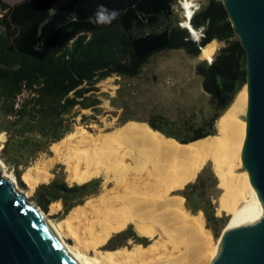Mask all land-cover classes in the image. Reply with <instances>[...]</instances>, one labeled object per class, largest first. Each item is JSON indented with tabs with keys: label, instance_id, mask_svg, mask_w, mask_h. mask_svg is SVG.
I'll use <instances>...</instances> for the list:
<instances>
[{
	"label": "trees",
	"instance_id": "trees-1",
	"mask_svg": "<svg viewBox=\"0 0 264 264\" xmlns=\"http://www.w3.org/2000/svg\"><path fill=\"white\" fill-rule=\"evenodd\" d=\"M56 1L0 0V130L6 133L5 163L13 159L25 163L48 142L61 139L63 120L73 105L95 103L84 93L93 90L98 79L112 73L135 76L148 58L161 51L200 56V49L213 40L223 44L209 61L202 58L193 64L211 114L182 135L151 120L146 123L184 144L217 136L214 121L246 84L244 51L222 0H204L192 11L188 22L200 30L197 38L178 22L174 0H65L52 8ZM100 6L116 13L109 23L97 22ZM88 183H41L34 197L41 207L61 197L70 207L67 200L85 193ZM186 186L187 192H179L186 207L200 210L205 227L216 236L222 218L214 214L209 199L200 204L198 184Z\"/></svg>",
	"mask_w": 264,
	"mask_h": 264
},
{
	"label": "bare ground",
	"instance_id": "bare-ground-1",
	"mask_svg": "<svg viewBox=\"0 0 264 264\" xmlns=\"http://www.w3.org/2000/svg\"><path fill=\"white\" fill-rule=\"evenodd\" d=\"M181 3L182 25L191 28L194 35L187 21L191 15L189 2ZM214 49L211 41L200 49L199 57L210 60ZM246 102L244 84L215 121L221 135L186 144L142 122H126L106 133H90L78 126L50 144L52 156L42 166L33 164L22 171L20 179L25 188L15 190L25 203L33 186L45 180L48 173L44 167L57 159L64 163L66 178L75 183L103 177L99 195L71 208L60 221H49L35 207L60 249L76 264H208L215 249L210 250L211 234L203 224L202 214L191 213L183 205L184 197L174 191L192 179L206 159L212 162L220 173L218 185L223 189L219 206L230 215L217 243L242 217L264 209L248 172L235 171L246 126L239 115L245 114ZM0 178L15 185L1 160ZM57 209L58 203L51 204L49 214ZM127 223L149 241L129 248H98L110 233Z\"/></svg>",
	"mask_w": 264,
	"mask_h": 264
},
{
	"label": "rangeland",
	"instance_id": "rangeland-1",
	"mask_svg": "<svg viewBox=\"0 0 264 264\" xmlns=\"http://www.w3.org/2000/svg\"><path fill=\"white\" fill-rule=\"evenodd\" d=\"M4 1L11 4L17 0ZM63 1L65 0H57L52 5V8ZM182 1L184 0H174L172 4L173 12L181 25L184 19L183 9L181 7ZM187 1L189 2L191 14L204 0ZM194 32L195 36L191 34L193 37L197 38L199 29H194ZM213 41L215 43L214 54L223 42ZM198 59L202 58L199 56L188 57L182 50L161 51L148 58L141 67L139 73L135 76L126 77L112 73L98 79L93 83L94 89L84 93V95H91L87 100L95 99V103L87 107H80L79 104L73 105L66 119L63 120V132L61 136L64 137L78 126L85 127L90 133H96L97 131L106 133L115 128H119L126 122H142L147 124L146 121L148 120L155 122L162 129H167L182 135L186 132L187 127L199 125L202 119L212 112V109L207 104L208 96L201 90L200 76L193 70V64ZM239 116L240 120L245 121V114H240ZM162 118H164L168 124L165 123ZM215 121L214 134L221 135L218 128L215 126ZM0 132L3 136L1 137L2 139L0 138V160L3 163L5 171L11 174L15 183V189H24L25 184L20 179L22 171L29 166H33V164L37 167L42 166V162L52 156L49 147L55 140L48 142L45 148L27 158L25 163H23L21 159H13L14 162L7 164L3 161L2 157V146L6 139V133L3 130H0ZM44 169L48 173L45 180L39 181L33 186L28 199L25 201V205L28 206L31 204L34 208L36 207L37 210L46 214L51 222L62 220L68 210L75 206H81L84 202L98 196L101 192L103 177H101V175L93 176L89 180H86L89 183L87 184L85 193L81 194L80 197L76 195L67 200V203L71 204L70 207L63 204V197L51 200L45 207H41L34 197L36 186L41 183L45 184L51 182H64L66 185L75 183L73 180H68L66 178L65 166L60 159L53 160L51 164L45 166ZM235 171L237 174H244L246 172L241 157ZM219 176L220 173L214 170L212 162L206 159L195 176L187 181L182 188L174 191V193L183 196L179 192H187L189 190L187 186L185 187L186 184H198L197 190L202 194L200 204L204 205L205 200L209 199L214 214L222 218L221 223L218 224L216 236L205 227L211 234L210 250L216 248L222 230L230 218V215L222 210L218 203V198L223 191L218 185ZM185 202L186 200L184 197L183 205L187 208ZM53 203H58V209L49 214L50 205ZM189 211L191 213L202 214V212H199L200 210L195 212ZM203 222L205 225L204 217ZM130 231H134L138 235L131 223H127L121 230L110 233L104 243L99 245L98 248L100 250H112L120 246L129 248L133 244L140 243L145 245V243L149 241L146 237L138 235L141 238L140 240L127 238V240L121 244L118 243L116 246L114 245L117 238ZM65 240L67 243H71L70 239L65 238Z\"/></svg>",
	"mask_w": 264,
	"mask_h": 264
},
{
	"label": "water",
	"instance_id": "water-1",
	"mask_svg": "<svg viewBox=\"0 0 264 264\" xmlns=\"http://www.w3.org/2000/svg\"><path fill=\"white\" fill-rule=\"evenodd\" d=\"M222 4L244 51L247 102L241 160L264 206V0ZM0 264H76L60 249L35 208L25 205L13 183L2 178ZM208 264H264V209L234 223Z\"/></svg>",
	"mask_w": 264,
	"mask_h": 264
},
{
	"label": "clouds",
	"instance_id": "clouds-1",
	"mask_svg": "<svg viewBox=\"0 0 264 264\" xmlns=\"http://www.w3.org/2000/svg\"><path fill=\"white\" fill-rule=\"evenodd\" d=\"M95 16H96L97 22H99V23H109L113 18H115L116 13L115 12L109 13L106 8H104L103 6H100L98 8V11L95 14Z\"/></svg>",
	"mask_w": 264,
	"mask_h": 264
},
{
	"label": "flooded vegetation",
	"instance_id": "flooded-vegetation-1",
	"mask_svg": "<svg viewBox=\"0 0 264 264\" xmlns=\"http://www.w3.org/2000/svg\"><path fill=\"white\" fill-rule=\"evenodd\" d=\"M127 238H131L133 240H140L141 238L134 232V231H130V232H127V233H124L123 236L117 238L115 240V246L118 244V243H122L124 241L127 240Z\"/></svg>",
	"mask_w": 264,
	"mask_h": 264
},
{
	"label": "built area",
	"instance_id": "built-area-1",
	"mask_svg": "<svg viewBox=\"0 0 264 264\" xmlns=\"http://www.w3.org/2000/svg\"><path fill=\"white\" fill-rule=\"evenodd\" d=\"M201 34L200 30H199V35Z\"/></svg>",
	"mask_w": 264,
	"mask_h": 264
},
{
	"label": "snow or ice",
	"instance_id": "snow-or-ice-1",
	"mask_svg": "<svg viewBox=\"0 0 264 264\" xmlns=\"http://www.w3.org/2000/svg\"><path fill=\"white\" fill-rule=\"evenodd\" d=\"M188 5L186 4V7H187ZM189 15H190V13H189Z\"/></svg>",
	"mask_w": 264,
	"mask_h": 264
}]
</instances>
